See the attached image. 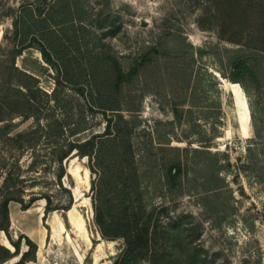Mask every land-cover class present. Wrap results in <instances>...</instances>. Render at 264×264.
<instances>
[{
    "label": "rangeland",
    "instance_id": "1",
    "mask_svg": "<svg viewBox=\"0 0 264 264\" xmlns=\"http://www.w3.org/2000/svg\"><path fill=\"white\" fill-rule=\"evenodd\" d=\"M28 5L34 16L39 9H50L54 64L40 53L38 39L27 48L15 35L14 20ZM259 9H264V0H0V87L14 65L38 77L39 90L31 95L34 111L42 124H62L61 143L103 134L109 124L114 126L111 108L134 117L138 168L147 171L138 197L152 215V228L148 246L131 264H264V13ZM242 10L251 13L232 15L226 31L239 42L224 38L216 16ZM149 52L150 60L144 61ZM247 57L253 58L255 77L234 80V66ZM117 60L126 72L138 73L119 90L112 71ZM16 89L1 92L0 99L20 113L28 105ZM233 89L237 103L244 104L240 120ZM192 101H198L193 115L165 125L174 119L177 103L186 110ZM18 115L14 120L21 125L12 134L37 124L34 119L22 122ZM55 143L43 129L22 147L0 140L2 193L18 185L24 190L12 194L26 200L43 194L53 206L71 204L69 210L50 211L44 218L48 228L55 217L61 218L65 229L59 244L50 240L43 264H113L125 251L126 240L103 237L96 212L98 207L101 219L108 221L104 208L116 195L112 184L93 168V159L75 154L65 159L70 176L58 185L57 165L51 166L49 159ZM161 144L209 149L211 154L190 152L181 181L167 185L162 165L148 156ZM145 149L146 158H140ZM33 162L45 170L30 171ZM217 172L223 187L211 190L217 181L209 179ZM19 178L25 179L22 184H16ZM45 206V199L33 204L43 213ZM74 212L85 233L71 224ZM19 234L11 237L17 240ZM26 248L23 240L21 251Z\"/></svg>",
    "mask_w": 264,
    "mask_h": 264
},
{
    "label": "trees",
    "instance_id": "2",
    "mask_svg": "<svg viewBox=\"0 0 264 264\" xmlns=\"http://www.w3.org/2000/svg\"><path fill=\"white\" fill-rule=\"evenodd\" d=\"M253 12V11H252ZM259 13H264V9H259ZM34 11L30 5L24 6L21 14L14 20V29L16 37L21 38L22 44L28 43L27 48L33 47L32 40H37L40 45L39 51L49 64H54L52 59L53 45L51 43L50 37L52 35L51 29V18L50 9L46 11L45 8L39 9L38 13L34 16ZM251 13L249 10L233 11L232 13L220 11L216 16L218 24L221 28L222 36L228 40L239 42L237 39L226 36V31L228 28L229 20L232 15H238L241 17L243 14ZM31 36V39L29 38ZM16 55L20 54V50L15 51ZM149 52L144 55L143 60H150ZM252 57H247L236 64L232 70V77L234 80L250 76L255 77V67L252 63ZM13 70L9 80L5 81L0 87L1 92H8L10 90H15L18 81L23 82L21 85H17L18 95H23L25 103L28 105L20 113H15L14 109L9 108L8 104L10 101L0 99V140L4 138V141L8 143L19 144L20 147L26 142H32L36 137L38 132L43 129L47 133H52L55 137V144L49 152V159L52 163L51 166L57 165V172L55 175V180L58 185L63 186V178L65 176H70L65 165V159L77 154L79 156H88L94 160L93 168L98 172L102 171V178L109 179L112 184V191L116 193L105 205L106 214L108 216V221L106 219H101L100 209L96 207V212L98 214V226L100 232L105 238H112L115 236H123L126 240V248L123 252L121 258L117 259L113 264H131L138 254L142 252L148 246L150 241V229L152 228V215L148 214L146 211V204L143 198L138 196L143 194L142 181L144 176H146L147 171L139 170V162L137 160L138 153L134 146L133 141V130L135 124L134 120L128 119L122 112L116 110H122L121 108H111L115 110L116 118L114 126L108 125L105 132L101 135H96L83 142H75L66 140L60 142L59 132L62 129V124L59 121H47L45 124L40 123V117L34 111V104L32 103L31 95L39 87L37 86L38 77L34 74L27 72L25 70L19 69L17 66H11ZM115 73V86L119 90L121 86L129 82L128 78L133 75L137 76V71L131 70L126 72L123 69L122 64L117 60L112 66V71ZM213 85L217 86L219 84L216 76L212 75ZM229 79V77H227ZM232 81L231 79H229ZM235 82V81H232ZM236 83V82H235ZM26 90H24V89ZM246 90V89H245ZM247 91V90H246ZM15 104L18 101H13ZM191 106L184 110L180 107L182 103H177L173 107L174 119L167 122L165 125H174L175 123H181L183 118L188 115H193L194 109L197 108L198 101H192ZM105 108V107H103ZM22 116V122L29 119H34V123L30 125L27 129L17 131L12 134L21 124L17 123L15 115ZM193 118L191 117V120ZM188 117V121H191ZM112 119H109L111 122ZM219 136V135H217ZM59 138V139H58ZM98 138V139H97ZM189 138L186 137V140ZM180 140V139H178ZM162 143V142H160ZM165 143V142H164ZM169 143V142H168ZM209 147V146H207ZM155 153H148V156L155 158V165H162L165 184L170 185L172 183L181 181L184 165H188V155L190 152H194L198 155L201 153H210L209 149H203L194 147H179L161 144L158 145ZM146 154V155H145ZM146 149L144 154H140V158H146ZM187 158V159H185ZM38 164V163H37ZM36 162H33L29 167L30 171H36L37 173L43 172L45 169L39 167ZM50 166V167H51ZM210 181L216 182L211 183V190H216L222 188V180L215 173ZM13 172L11 171L7 177L6 182L11 180ZM25 179L19 178L16 184H22ZM32 184L37 182V177H32ZM18 186V185H17ZM10 186L7 187L5 192L2 193L0 185V197L2 200L0 202V230H4L7 238L9 239L11 245L14 247V251L0 243V264H4L7 261L12 262L14 259L21 257L19 260L10 264H27L28 261H36V252L38 250V245L26 234H19L17 240H14L10 233V215H9V203L10 201H17L21 204L22 209L26 210L33 206V204L40 200H46L45 215L50 211H55L59 209L69 210L71 204L67 207H58L52 205L51 197L48 195L36 196L31 195L27 200L22 197H18L12 194V190L23 191V186ZM65 188V187H64ZM66 189V188H65ZM68 190V189H67ZM35 193V192H32ZM132 197L128 200V196ZM134 198V199H133ZM125 202H128L127 206L120 210L119 206H122ZM120 210V211H119ZM111 227V229H110ZM25 243L28 249L24 252L21 251L22 242Z\"/></svg>",
    "mask_w": 264,
    "mask_h": 264
},
{
    "label": "crops",
    "instance_id": "3",
    "mask_svg": "<svg viewBox=\"0 0 264 264\" xmlns=\"http://www.w3.org/2000/svg\"><path fill=\"white\" fill-rule=\"evenodd\" d=\"M2 37V31H0V39ZM37 207H30L29 209H22L21 204L17 201H10L9 203V215H10V235L12 233H23L29 236L37 245L38 250L36 252V261L31 260L28 261L27 264H43L47 258L46 254L48 252V247L50 249V240L51 244H59L61 240V236H63V232L65 229V224L63 220L59 217H55V222L52 226V223H48L49 228L44 224V214L43 208L36 209ZM37 210V211H36ZM71 216L75 218L77 222L76 226L73 225ZM70 216V222L75 228V230L81 234L86 232V227L83 221H81L76 212L72 213ZM0 243L12 251H14V247L11 245L9 239L4 230H0ZM8 245H6V243ZM24 249V251H26ZM23 251V252H24ZM21 257V254H20ZM19 257V258H20ZM19 258L14 259L11 263L19 260ZM45 260V261H44ZM41 262V263H40Z\"/></svg>",
    "mask_w": 264,
    "mask_h": 264
},
{
    "label": "water",
    "instance_id": "4",
    "mask_svg": "<svg viewBox=\"0 0 264 264\" xmlns=\"http://www.w3.org/2000/svg\"><path fill=\"white\" fill-rule=\"evenodd\" d=\"M239 62H237V64H238ZM235 83V82H234ZM233 91V98H234V104H235V106H236V113H237V118H239V120H240V115H241V113H244V104L242 105V106H240L239 105V103H237V101H236V99H235V91H234V89L232 90ZM244 92V91H243ZM244 96H245V94H244ZM244 102H245V106H246V108H247V110H248V117H249V122L251 121V112H250V108H249V105H248V102H247V99L245 98V100H244Z\"/></svg>",
    "mask_w": 264,
    "mask_h": 264
},
{
    "label": "bare ground",
    "instance_id": "5",
    "mask_svg": "<svg viewBox=\"0 0 264 264\" xmlns=\"http://www.w3.org/2000/svg\"><path fill=\"white\" fill-rule=\"evenodd\" d=\"M247 125H248V124H246V127H247ZM245 131H246V128H245ZM87 183H88V182H87ZM71 220H72L73 225L76 226V225H77V224H76L77 222L75 221V218H74L73 216H71ZM99 237H100V236H99ZM100 238H101V237H100ZM5 243H6V245H8L7 242H5Z\"/></svg>",
    "mask_w": 264,
    "mask_h": 264
}]
</instances>
